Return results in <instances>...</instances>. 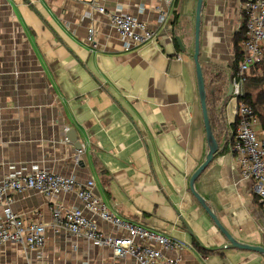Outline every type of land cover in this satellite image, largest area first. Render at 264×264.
<instances>
[{"label": "crops", "instance_id": "0c3cea01", "mask_svg": "<svg viewBox=\"0 0 264 264\" xmlns=\"http://www.w3.org/2000/svg\"><path fill=\"white\" fill-rule=\"evenodd\" d=\"M196 1L175 0L158 23L155 0H105L106 12L122 8L153 31L150 42L124 50L91 0H0V178L44 169L91 180L112 215L178 242L170 255L181 264H264L259 252L228 247L189 185L208 151L192 59ZM243 25L240 0H202L198 60L205 86L225 83L224 98L231 39ZM224 107L222 101L212 131L226 152L214 155L193 189L232 238L264 248L260 207L231 151L235 117ZM69 129L80 154L66 139ZM54 202L82 210L105 234L124 235L84 210L74 193L27 190L11 209L46 225L45 245L38 252L5 243L0 264H135L82 237L54 233Z\"/></svg>", "mask_w": 264, "mask_h": 264}, {"label": "built area", "instance_id": "2783aa9c", "mask_svg": "<svg viewBox=\"0 0 264 264\" xmlns=\"http://www.w3.org/2000/svg\"><path fill=\"white\" fill-rule=\"evenodd\" d=\"M155 1L161 4L156 11L157 22L162 23L175 0ZM104 2L91 0L96 12L108 16L111 28L123 42L124 50L153 39V31L145 22L123 12L122 8L106 12ZM240 6L245 33L239 42L242 59L229 81L231 97L236 102L233 109L236 127L231 151L240 180L250 184L251 194L260 207L264 230V129L253 108L239 101L248 72L264 60V0H240ZM87 40H94L92 27L87 30ZM80 153L81 150H77V154ZM27 190L47 197L74 193L84 210L96 215L115 231H124V235L120 236L105 234L82 210L67 209L54 202L50 207L54 233L62 230L71 236L82 237L94 246L110 249L114 257L130 258L135 264H181L178 256L170 255L180 250L178 242L112 215L94 193L91 180L80 183L74 178L55 175L44 169H35L28 174L10 173L0 178V246L15 243L25 250L40 252L45 245L46 225L26 220L11 209L14 196Z\"/></svg>", "mask_w": 264, "mask_h": 264}, {"label": "water", "instance_id": "95a60500", "mask_svg": "<svg viewBox=\"0 0 264 264\" xmlns=\"http://www.w3.org/2000/svg\"><path fill=\"white\" fill-rule=\"evenodd\" d=\"M201 5H202V0H197L196 10H195V21H194V52L192 55V59L194 62V67H195L197 90H198V96H199V102H200V108H201V114H202V120H203V126H204L208 151H207V154L202 164L192 174L190 181H189V185H190L192 194L197 199V201L199 202L203 210L208 214V216L211 218L213 223L217 226L219 231L226 237L227 241L229 242V246H228L229 248H238V249H243V250L255 251V252H259L264 255V248L241 244L237 242L234 238H232L230 234L225 230V228L219 223L217 217L212 212L211 208L207 206L205 201L193 189L194 181L197 179L200 173L212 162L214 155L218 151V142L213 134L210 121H209V117H208L204 77H203L201 65L198 60ZM174 39L176 43L178 44V46L180 47V49L183 51L184 47L182 45L181 39L178 36H175ZM230 96H231V85H230V82H228L227 90H226V98H229ZM65 136H66V139L73 144L76 150H81V144L78 141L75 131L73 129L67 130Z\"/></svg>", "mask_w": 264, "mask_h": 264}, {"label": "trees", "instance_id": "16d2710c", "mask_svg": "<svg viewBox=\"0 0 264 264\" xmlns=\"http://www.w3.org/2000/svg\"><path fill=\"white\" fill-rule=\"evenodd\" d=\"M175 17V16H174ZM175 22L173 21L172 24ZM245 28H240L238 32H235L231 39V73L234 74L239 61L242 59V53L239 49V42L244 38ZM218 68V66H215ZM219 69V68H218ZM230 81V80H229ZM209 85V86H208ZM205 86L206 90V105L208 110V117L210 121L211 128L214 126V116L219 108L217 106L218 101L222 100L225 97V83L221 81V84L217 88H210L211 84ZM251 88L253 90H257L256 101L251 97L248 89ZM239 101H244L246 104H249L255 113V115L259 118L262 127L264 129V60L263 62L252 68L247 76L246 81L243 87V96L239 99ZM235 122V121H234ZM233 126L236 127V122L233 123ZM226 152V149H222L221 151H217V154H222ZM197 246V244H195Z\"/></svg>", "mask_w": 264, "mask_h": 264}, {"label": "rangeland", "instance_id": "374dc122", "mask_svg": "<svg viewBox=\"0 0 264 264\" xmlns=\"http://www.w3.org/2000/svg\"><path fill=\"white\" fill-rule=\"evenodd\" d=\"M211 77H213L212 75H211ZM208 80V79H207ZM210 80V79H209ZM219 84L220 83H213V87H211V88H217V87H219ZM248 91L250 92V94H251V97L256 101V97H257V90H253V89H251V88H249L248 89ZM222 101H223V103L225 104V111L224 112H226L227 113V117L229 118V116H230V114L231 113H233V109H234V107H235V104H236V102H235V100L230 96L229 98H224V99H222V100H220V101H218V103H217V106H221L222 105Z\"/></svg>", "mask_w": 264, "mask_h": 264}, {"label": "flooded vegetation", "instance_id": "af4514ba", "mask_svg": "<svg viewBox=\"0 0 264 264\" xmlns=\"http://www.w3.org/2000/svg\"><path fill=\"white\" fill-rule=\"evenodd\" d=\"M227 90V89H226Z\"/></svg>", "mask_w": 264, "mask_h": 264}]
</instances>
